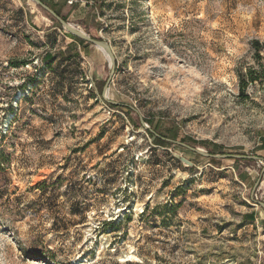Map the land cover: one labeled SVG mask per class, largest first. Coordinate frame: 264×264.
<instances>
[{
    "label": "rangeland",
    "instance_id": "1",
    "mask_svg": "<svg viewBox=\"0 0 264 264\" xmlns=\"http://www.w3.org/2000/svg\"><path fill=\"white\" fill-rule=\"evenodd\" d=\"M47 1L110 44L107 96L147 126L212 153L264 150V49L257 61L251 47L264 0ZM249 70L263 80L242 97ZM108 74L37 4L0 0V264H264L250 200L262 162L154 144L137 113L102 100Z\"/></svg>",
    "mask_w": 264,
    "mask_h": 264
},
{
    "label": "water",
    "instance_id": "2",
    "mask_svg": "<svg viewBox=\"0 0 264 264\" xmlns=\"http://www.w3.org/2000/svg\"><path fill=\"white\" fill-rule=\"evenodd\" d=\"M31 1L34 2L35 4H37L43 11H45L47 14H49L52 18H54L65 31L77 36L78 38L90 43L91 45H93L95 47H99L100 49H102L106 52L108 65H109V74H108V76H107V78L104 81V84L102 86V90H101L102 100L104 102H107L110 104H122L124 106H127L129 109L133 110L135 113L138 114L139 122L142 125V127L147 129L148 131L152 132L153 134L158 135L156 132L153 131L152 128H150L149 126L146 125V123H145L142 115L138 111V109H136L135 107H133L131 105H128L125 103H120V102H117V101H114V100H111L108 98V96H107L108 87L110 85V82L112 80V77L115 73V68H116V58L114 56V52H113L110 44L103 39L93 38L92 36H90L89 34L84 32L80 28H78V27L72 25L71 23H69L68 21L64 20L62 17L57 15L53 9H51L48 5H46L42 1H40V0H31ZM165 139L167 142H170L171 144H177L179 146L185 147V148H187V149H189V150H191V151H193V152H195L201 156L207 157V158H213V159H218V158L253 159V160H257L259 162H262V167L260 169V172H259L257 178L255 179V181H254V183L250 189V200L252 201V205L260 207L264 213V201L262 199H259L257 197V194H256L257 190L260 186V183H261L262 175L264 173V159L262 157L257 156V155H246V154L210 153V152L203 150L199 147L190 145L188 143H185V142H182L179 140H175V139H171V138H165ZM174 157L179 159L183 163L187 164L188 166L192 165V163L189 160L185 159L184 157L179 156L178 154H174Z\"/></svg>",
    "mask_w": 264,
    "mask_h": 264
},
{
    "label": "trees",
    "instance_id": "3",
    "mask_svg": "<svg viewBox=\"0 0 264 264\" xmlns=\"http://www.w3.org/2000/svg\"><path fill=\"white\" fill-rule=\"evenodd\" d=\"M40 1H42L43 3L48 5L51 9H53L55 11V13L57 15H59L60 17H62L64 20L67 21L66 16L62 15L60 13V11L57 8H55L51 3H49L47 0H40ZM50 18L53 20V22H54V24L56 26H58L59 28H62L60 26V24L54 18H52L51 16H50ZM68 35L73 40H75L83 49H86L89 45H91L90 43L78 38L77 36H75V35H73L71 33H68ZM93 38H96V37H93ZM97 39H100V38H97ZM251 47L254 50V55L256 57V60L259 61L262 58L261 51L264 49V44H261L258 40H252L251 41ZM62 53H63L62 51L58 52L59 55H62ZM77 57H79V53L77 51H75L74 54H73V58L77 59ZM237 75H238V92H239V95L242 96V97H246L245 90H246L248 84L254 83L256 81H262L263 80V76H261L260 72H257V71L249 70V71H246V72H238ZM97 84H98L99 94H101V90H102V86L104 84V81H102L100 83H97ZM107 104L109 106H112V107L123 106V107L128 108L127 106H124L122 104H110V103H107ZM144 121L147 122L146 120H144ZM153 131L156 132L154 129H153ZM148 132H149V135L153 138L154 144L159 145V146L171 145L170 142L166 141L165 138H168V137H166L165 135L159 134L158 132H156L158 135H155V134H153L150 131H148ZM180 141L186 142L184 139H180ZM208 152H210V151H208ZM210 153H212V152H210ZM210 159L214 160L213 158H210ZM47 253L48 254H46V258L52 257V255H50L51 254L50 251H47ZM42 259H45V257H43Z\"/></svg>",
    "mask_w": 264,
    "mask_h": 264
},
{
    "label": "crops",
    "instance_id": "4",
    "mask_svg": "<svg viewBox=\"0 0 264 264\" xmlns=\"http://www.w3.org/2000/svg\"><path fill=\"white\" fill-rule=\"evenodd\" d=\"M260 144V143H259ZM258 155L257 156H260V157H262L263 159H264V150H259L258 151V153H257ZM258 207V206H257ZM263 219H264V215H263ZM264 223V222H263Z\"/></svg>",
    "mask_w": 264,
    "mask_h": 264
},
{
    "label": "bare ground",
    "instance_id": "5",
    "mask_svg": "<svg viewBox=\"0 0 264 264\" xmlns=\"http://www.w3.org/2000/svg\"><path fill=\"white\" fill-rule=\"evenodd\" d=\"M97 48H98V49H99V50L105 55V57L107 58V54H106V52H105L104 50L100 49L99 47H97ZM260 212H261L262 215H264L262 209H260Z\"/></svg>",
    "mask_w": 264,
    "mask_h": 264
}]
</instances>
